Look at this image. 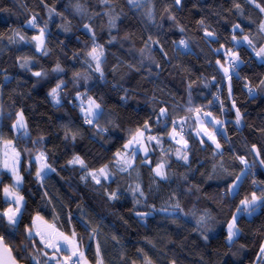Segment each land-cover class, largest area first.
<instances>
[{
	"label": "clouds",
	"instance_id": "9594fccd",
	"mask_svg": "<svg viewBox=\"0 0 264 264\" xmlns=\"http://www.w3.org/2000/svg\"><path fill=\"white\" fill-rule=\"evenodd\" d=\"M16 2L23 26L0 32L7 264L72 255L20 227L37 194L57 222L71 209L70 264H248L264 239L249 139L264 146V108L247 106L264 101V0Z\"/></svg>",
	"mask_w": 264,
	"mask_h": 264
},
{
	"label": "trees",
	"instance_id": "16d2710c",
	"mask_svg": "<svg viewBox=\"0 0 264 264\" xmlns=\"http://www.w3.org/2000/svg\"><path fill=\"white\" fill-rule=\"evenodd\" d=\"M45 3H51V0H44ZM193 0H187L186 8H190L192 5ZM207 2H211V0H207ZM219 2V0H217ZM229 0H225V6H227ZM25 4H28L31 6L32 0H24ZM37 3L39 5V0H37ZM42 5H39L37 7V11H42ZM17 14L20 15V19L17 20ZM26 14H23L21 11V8L19 4L16 2V0H0V32L6 31L9 26H17L22 27L24 23V18ZM200 13H198L195 9H193V19L199 18ZM227 31V26H225V32ZM29 35H36V33L30 32ZM223 43V41H221ZM245 71H251L249 69H246ZM258 71L264 72V68H259ZM227 94V93H225ZM240 105H238L239 107ZM250 110L252 111L253 115L257 111H260L262 108H264V101L259 102V106L256 104H249L247 105ZM47 118V117H46ZM256 129L253 128V132H255ZM248 134L247 132L245 133ZM250 141L255 144L256 147L261 149V158H264V146L258 144L251 136L249 137ZM261 179H264V174H261ZM7 179V177H5ZM27 180H31L30 177H26ZM32 185L29 184L28 187H31ZM27 192V189L25 190V193ZM39 195L37 194L36 199L33 200L29 198V205H28V211L25 213L24 217L22 218L20 227L22 229L28 228L32 226L33 217L36 214H40L43 217L48 219L50 222H52L58 229H60L63 233L70 235L71 234V228L68 225V212L71 211V209H68L65 211V214L61 218L60 221H55L52 218L50 211H44V208L46 205L39 202ZM3 198H2V192H0V209H6V205L3 204ZM72 208H74V205H72ZM264 219V214H262V217L257 218V223H260L261 220ZM77 230L80 231L79 227L77 226ZM10 239H16V237L9 236ZM34 242L37 243L38 247H41L39 244V240L35 238ZM264 239L257 238V242L253 245L252 251L249 253V256L247 259L248 264H250L251 259L256 258V254L259 252L260 246L263 244ZM215 243V242H214ZM11 248V245H8ZM211 251H215V248L211 249Z\"/></svg>",
	"mask_w": 264,
	"mask_h": 264
},
{
	"label": "snow or ice",
	"instance_id": "6c2138e0",
	"mask_svg": "<svg viewBox=\"0 0 264 264\" xmlns=\"http://www.w3.org/2000/svg\"><path fill=\"white\" fill-rule=\"evenodd\" d=\"M33 39L39 41L41 37L34 36ZM7 144L8 142H5L6 146ZM11 159H13V157H11ZM9 166H10V162L8 159H6L5 167H9ZM5 193L7 197H11V193L8 191L7 188H5ZM253 197L255 198V193H253ZM10 211L11 210H6L4 214L8 215L10 222H14V216L9 215ZM35 221H43V218L37 215L36 217H34V222ZM35 226L36 225L34 223V227ZM229 226H231V222ZM47 227L50 231L45 232V231L37 230V235H41V239L44 240L46 247L51 248L54 254L59 251H64L65 249H69L72 253L71 256L56 257L55 255H53L52 259H55L57 261L63 260L64 264H70V262L74 260L77 257V255H80L78 250V244L76 242L74 235L67 236L63 232L58 231L54 225H48ZM261 249L264 250V244L261 245ZM0 253L6 254V256L8 257L9 249L6 244L0 243ZM4 264H7V260L4 261Z\"/></svg>",
	"mask_w": 264,
	"mask_h": 264
},
{
	"label": "rangeland",
	"instance_id": "374dc122",
	"mask_svg": "<svg viewBox=\"0 0 264 264\" xmlns=\"http://www.w3.org/2000/svg\"><path fill=\"white\" fill-rule=\"evenodd\" d=\"M11 157H12V154H11V150L3 143V142H0V163H2V162H4L6 159H8L9 160V162L11 163L12 162V159H11ZM2 198L3 199H8L9 201H11L13 198L12 197H4L3 196V193H2ZM12 206H14V205H12L11 203H9L7 206H6V209L5 210H7V207H12ZM37 215H39L40 217H42L43 218V221H35L34 222V217H36ZM33 217V221H32V226H31V228L33 229V235H34V237L36 238V239H40V237L38 236V235H36L37 234V230H40V231H45V232H47V231H50L49 229H48V225H54L52 222H50L48 219L46 220V218L45 217H43L42 215H40V214H36L35 216ZM34 223H35V227H34ZM55 226V225H54ZM55 228L58 230V231H60V232H62L60 229H58L56 226H55ZM65 234V233H64ZM65 235H67V236H71V234L70 235H68V234H65ZM76 242H77V244H78V241L76 240ZM263 244H264V242H263ZM41 247H43V245H41ZM47 251H51V249H46Z\"/></svg>",
	"mask_w": 264,
	"mask_h": 264
},
{
	"label": "water",
	"instance_id": "95a60500",
	"mask_svg": "<svg viewBox=\"0 0 264 264\" xmlns=\"http://www.w3.org/2000/svg\"><path fill=\"white\" fill-rule=\"evenodd\" d=\"M8 248H10V247L8 246ZM6 260H7L6 254L0 253V264H4V261H6Z\"/></svg>",
	"mask_w": 264,
	"mask_h": 264
}]
</instances>
